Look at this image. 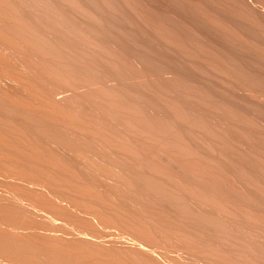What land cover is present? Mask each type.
Returning a JSON list of instances; mask_svg holds the SVG:
<instances>
[{"label":"bare ground","instance_id":"bare-ground-1","mask_svg":"<svg viewBox=\"0 0 264 264\" xmlns=\"http://www.w3.org/2000/svg\"><path fill=\"white\" fill-rule=\"evenodd\" d=\"M0 264H264V0H0Z\"/></svg>","mask_w":264,"mask_h":264},{"label":"rangeland","instance_id":"rangeland-1","mask_svg":"<svg viewBox=\"0 0 264 264\" xmlns=\"http://www.w3.org/2000/svg\"><path fill=\"white\" fill-rule=\"evenodd\" d=\"M1 193H2L3 195H7V193H6L5 191H2Z\"/></svg>","mask_w":264,"mask_h":264}]
</instances>
